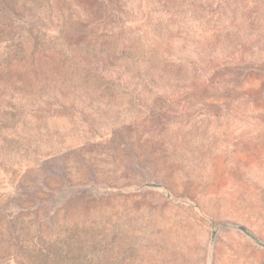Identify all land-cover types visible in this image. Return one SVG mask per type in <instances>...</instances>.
<instances>
[{
    "label": "rangeland",
    "instance_id": "rangeland-1",
    "mask_svg": "<svg viewBox=\"0 0 264 264\" xmlns=\"http://www.w3.org/2000/svg\"><path fill=\"white\" fill-rule=\"evenodd\" d=\"M260 242L264 0H0V264H264Z\"/></svg>",
    "mask_w": 264,
    "mask_h": 264
},
{
    "label": "crops",
    "instance_id": "crops-1",
    "mask_svg": "<svg viewBox=\"0 0 264 264\" xmlns=\"http://www.w3.org/2000/svg\"><path fill=\"white\" fill-rule=\"evenodd\" d=\"M228 177H229L230 179L237 178L238 180H239V178H241V177H247V178H248V176H247L246 174L241 173V172H239L238 174H235L234 172H230V173H228Z\"/></svg>",
    "mask_w": 264,
    "mask_h": 264
},
{
    "label": "trees",
    "instance_id": "trees-1",
    "mask_svg": "<svg viewBox=\"0 0 264 264\" xmlns=\"http://www.w3.org/2000/svg\"><path fill=\"white\" fill-rule=\"evenodd\" d=\"M4 11H10L7 8H2ZM99 22H103V20L101 19Z\"/></svg>",
    "mask_w": 264,
    "mask_h": 264
},
{
    "label": "water",
    "instance_id": "water-1",
    "mask_svg": "<svg viewBox=\"0 0 264 264\" xmlns=\"http://www.w3.org/2000/svg\"><path fill=\"white\" fill-rule=\"evenodd\" d=\"M242 229L245 230L246 232H248L247 229H245V228H243V227H242ZM248 233L250 234V232H248ZM260 243L264 245L263 242H260Z\"/></svg>",
    "mask_w": 264,
    "mask_h": 264
}]
</instances>
